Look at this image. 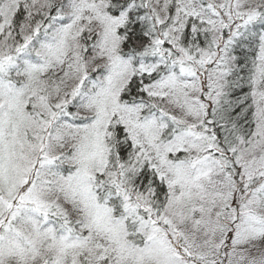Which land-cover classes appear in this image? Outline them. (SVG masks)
I'll return each mask as SVG.
<instances>
[{"label": "snow or ice", "instance_id": "1", "mask_svg": "<svg viewBox=\"0 0 264 264\" xmlns=\"http://www.w3.org/2000/svg\"><path fill=\"white\" fill-rule=\"evenodd\" d=\"M0 264H264V0H0Z\"/></svg>", "mask_w": 264, "mask_h": 264}]
</instances>
